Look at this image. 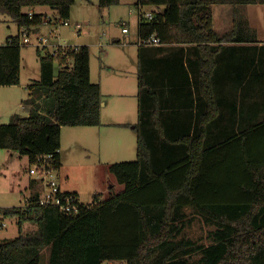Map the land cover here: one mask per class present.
Returning a JSON list of instances; mask_svg holds the SVG:
<instances>
[{
    "label": "trees",
    "instance_id": "trees-1",
    "mask_svg": "<svg viewBox=\"0 0 264 264\" xmlns=\"http://www.w3.org/2000/svg\"><path fill=\"white\" fill-rule=\"evenodd\" d=\"M76 1L0 0V13L19 27L0 45V86L20 84L22 30L70 20ZM119 3L100 0L99 7ZM257 4L264 0H136L138 9L154 8L152 20L140 16L139 37L156 35L167 45L139 47L137 158L109 168L125 189L107 200L96 196L100 202L92 205L80 202L72 214L40 205L39 193L25 208L3 209L18 218L20 232L27 222L37 230L0 243V264H264V120L238 133H213L247 92L218 88L223 77L213 68L210 45L252 35L237 15L231 31L218 33L213 5H231L236 14ZM38 7L54 14L37 13ZM261 49L258 97L264 100ZM37 55L41 79L24 100L32 111L0 124V149L30 163L52 154L59 169L62 128L102 125L103 94L91 80L89 46ZM194 217L214 227L209 244L185 235Z\"/></svg>",
    "mask_w": 264,
    "mask_h": 264
},
{
    "label": "rangeland",
    "instance_id": "rangeland-1",
    "mask_svg": "<svg viewBox=\"0 0 264 264\" xmlns=\"http://www.w3.org/2000/svg\"><path fill=\"white\" fill-rule=\"evenodd\" d=\"M131 2L132 0H124L118 5L101 8L97 2L93 4L90 0H77L73 8L75 18L77 17L76 22L84 24L85 29L78 32L73 25L62 26L59 42L73 46L81 45L82 41L89 43L93 83L99 82L101 74L105 78H109L111 74L115 73L125 75L128 92L132 93L129 100L133 104L134 114L137 115L136 100L132 97L138 91V56L135 51L137 45L128 43L129 40L124 41L123 26L119 23L121 17L128 15L129 8L134 10L136 16L139 15L138 8ZM244 8L254 12L248 14L247 17L252 26L262 31L264 29V5L257 4ZM211 10L217 29L221 28V20H226V17L231 18V6L229 5H213ZM18 34V25L10 16L0 13V45L6 43L8 38ZM127 36L134 38L137 35L132 32ZM118 38H121V42H118ZM22 53L24 83L39 82L41 65L35 46H23ZM57 71L58 67H56ZM46 102L48 104V100ZM9 122L8 116L0 117V124ZM96 128L95 126L63 127L61 135L60 151L64 167L58 171L60 184L64 191L70 190L77 193L80 201L86 205L107 200L123 191L125 186L117 182L109 168L116 162L133 161L137 157V139L133 131H128L130 134H134V137L131 135V142H129L125 153H120L117 150V144H115L116 153L113 152V148L108 146L109 143L104 145L101 153L97 133L99 130ZM29 166L28 156L0 149V211L5 208L23 207L25 199L32 195L33 191L27 185L31 177L28 172ZM39 189L41 190L42 187L40 186ZM96 196L100 201L96 199ZM0 222L5 224L4 227H0V243L12 240L21 233L32 234L37 230L34 223L27 222L20 232L18 218L6 217L3 212H0ZM213 229L214 227L206 225L199 217H194L193 222L185 230V235L197 242L209 244L208 234ZM48 254L49 252L45 251L44 258Z\"/></svg>",
    "mask_w": 264,
    "mask_h": 264
},
{
    "label": "crops",
    "instance_id": "crops-1",
    "mask_svg": "<svg viewBox=\"0 0 264 264\" xmlns=\"http://www.w3.org/2000/svg\"><path fill=\"white\" fill-rule=\"evenodd\" d=\"M90 1L93 4H96L97 2V5H99L100 0H90ZM122 1L124 0H120V3ZM131 3L135 5L136 0H132ZM247 6H252V5H247ZM244 7L246 6L238 7L237 10L239 12L235 14L234 7L231 6V18L228 19L226 17V20H221L220 29L216 28L215 20H214V29L218 33L223 34L233 29L234 16L237 15L240 16L242 19L246 20L249 28L248 31L252 32V35H248V39L246 41L221 42V43L210 44L212 47H215L213 52H211L213 54V57L216 58V63L214 64L213 68L219 76L223 77L221 83H220V77L218 79V82L216 83L218 88L227 91L232 90L238 92V94L239 92H247L246 95L243 94L241 99H238L237 106L235 108L232 107L226 109V111L224 112L225 113L224 116H221V118L223 117V123L221 127L217 128L213 132L215 134H218L219 132L238 133L240 130H243L246 127L251 126L252 124L264 120V100L258 97V92H260L261 90V86L258 81V73L260 67L259 60L262 51L261 48L262 46H264V29L262 31H259V29H256L254 26H252L251 21L247 16L253 11L251 9L246 10ZM144 10L152 11L154 10V8L145 7ZM35 12L50 14L53 11L48 7H38L36 8ZM76 20L77 17L75 18L74 10L72 9L71 18H70L71 25L75 26L77 24ZM119 23L123 27L127 26L130 29V34L134 32L137 35L136 37L132 38L131 36H127L126 34H123V39H125L124 41L127 42V40H129L128 43H134L137 45V41L139 39L138 30L140 24V14L139 15L137 14L136 16L134 10L129 8L128 15L121 17ZM40 30H45V27L42 26ZM262 32L263 34H261ZM118 42H121V38H118ZM82 45H86L90 47L87 41H82L81 45H76V46H82ZM165 45L167 44H163V46ZM139 47L140 46L137 45L136 47L137 50H135L137 56H138ZM90 66H91V79H92V64H90ZM23 72H24L23 53L21 52L20 84L13 86H0V117L8 116L11 119V117L14 114H20L21 116L24 117L30 115L32 111V106L24 104V100L28 98V95L30 93L28 89V86L30 84L24 83ZM126 79L127 78L125 75H119L117 73L111 74L109 78H105L103 77V74H101L100 80L98 82V84H100L101 86L102 94H103L102 125L95 127H97L96 129L99 130V132L97 133H98V138L100 140L101 153L103 152L102 149L106 143H109L108 146L113 148V152L116 153L115 144H117L118 147L117 150H119L120 153H125L127 151L126 149L129 142H131V135H132L128 131H133V133L136 134L135 127L138 121V98H137L138 91L134 93V96H132L136 100V104H137L136 105L137 115H135L133 104L129 100V97H131L132 93L128 92ZM231 106H233V104L232 105L230 104L227 107H231ZM135 136L137 139V135ZM136 154H137V147H136ZM60 155H61V167L59 168V170L64 167L63 156L61 151H60ZM27 185L28 188L33 191L32 195H34L35 193H39L41 191L39 189L40 185L32 177L29 178ZM61 189L63 190L62 186ZM64 192H72V191L69 190Z\"/></svg>",
    "mask_w": 264,
    "mask_h": 264
},
{
    "label": "built area",
    "instance_id": "built-area-1",
    "mask_svg": "<svg viewBox=\"0 0 264 264\" xmlns=\"http://www.w3.org/2000/svg\"><path fill=\"white\" fill-rule=\"evenodd\" d=\"M139 10L140 16L147 20H152L154 14L151 11ZM33 13H30L32 16ZM51 20V17H48ZM53 22V21H52ZM52 22L45 23V30L34 32L32 30H22L21 44L34 45L36 51H40L42 55H52L58 57L59 55L66 54V51L70 47H77L73 45H65L59 42L60 40V28L62 26H71L70 20H63L59 24H53ZM75 28L78 32H82L84 25L77 23ZM123 34L129 35L130 29L124 26ZM139 46H161L163 45L161 39L156 35H151L148 38L142 39L139 37L137 41ZM59 169L56 166L55 158L52 154H46L39 156L36 160L30 163L28 172L32 178L42 187L39 192V204L42 206H54L64 214L78 213L80 211V200L78 197L68 194L61 189L60 180L58 175ZM30 197L25 199L24 208L29 204ZM4 227V222H0Z\"/></svg>",
    "mask_w": 264,
    "mask_h": 264
}]
</instances>
